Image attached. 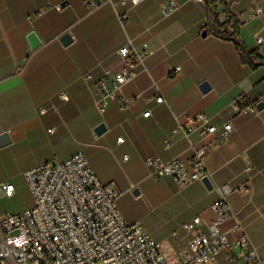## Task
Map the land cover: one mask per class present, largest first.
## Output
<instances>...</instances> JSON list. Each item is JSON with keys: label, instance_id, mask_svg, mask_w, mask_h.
<instances>
[{"label": "crops", "instance_id": "1", "mask_svg": "<svg viewBox=\"0 0 264 264\" xmlns=\"http://www.w3.org/2000/svg\"><path fill=\"white\" fill-rule=\"evenodd\" d=\"M88 2L97 8L88 10ZM256 7L264 11V0H232L228 10L240 24L245 50L263 55L264 13L254 17ZM205 23L201 0H142L136 6L130 0H0V135L9 138L0 148V161L24 173L81 153L103 185L112 186L94 163L143 175L133 187L151 178L144 166L148 158L178 160L190 168L192 148L183 130L194 128L197 115L215 126L230 123L229 137L204 159L212 189L201 182L179 186L174 195L179 211L169 238L153 239L142 229L158 245L182 248L190 237L182 225L195 217L211 222L216 187L226 185L234 218L221 228L227 232L238 223L264 264V68L252 71L241 64L234 45L208 34ZM31 34L38 41L34 49ZM65 34L68 46L60 42ZM123 46L143 61L100 116L97 83L123 69L117 55ZM122 98L132 102L122 105ZM241 98L253 113L235 107ZM101 124L106 131L97 137L94 130ZM244 186L246 193L239 191ZM223 256L214 263L225 264Z\"/></svg>", "mask_w": 264, "mask_h": 264}, {"label": "built area", "instance_id": "2", "mask_svg": "<svg viewBox=\"0 0 264 264\" xmlns=\"http://www.w3.org/2000/svg\"><path fill=\"white\" fill-rule=\"evenodd\" d=\"M141 1L130 0L133 6ZM222 3L229 8L232 0ZM84 6L91 11L97 8L93 2ZM263 13L256 7L253 16ZM117 55L123 69L97 83L95 104L100 116L106 113L110 102L117 100L120 88L137 76L143 61L129 46L121 47ZM61 98L67 100L65 94ZM119 102L128 105L132 99L122 98ZM156 103H162V99ZM235 107L254 111L242 98ZM149 114L143 117L148 118ZM192 122L193 129L183 130L192 148L190 168L178 160L148 158L144 166L152 179L170 178L178 186H188L207 177L204 159L229 137L232 125L215 126L203 114ZM191 135L196 139L189 140ZM23 178L33 205L20 214L0 217V264H212L222 254L225 264H262L238 223L227 232L221 228L234 218L227 202L231 190L226 185L216 187L219 198L210 208L212 221L204 223L195 217L182 225V231L190 237L182 248L173 251L167 244L153 242L140 224L125 222L116 206L119 192L99 182L81 153L31 168L23 173ZM14 190L11 183L0 182V197L11 198ZM239 191L246 193L248 188L244 186ZM172 239L178 241L179 237L173 234Z\"/></svg>", "mask_w": 264, "mask_h": 264}, {"label": "rangeland", "instance_id": "3", "mask_svg": "<svg viewBox=\"0 0 264 264\" xmlns=\"http://www.w3.org/2000/svg\"><path fill=\"white\" fill-rule=\"evenodd\" d=\"M94 167L119 192L116 206L126 223L140 224L153 239L171 236V227L179 211L176 205L178 199L174 197L178 194V185L167 179L144 178L131 187V183L142 179L143 175L138 176L137 172L134 175L125 174L119 167H105L99 163H94ZM0 182L11 183L15 188L11 198L0 197V217L17 215L32 207V198L22 172L11 171L0 161ZM134 190L138 192L137 196L133 194Z\"/></svg>", "mask_w": 264, "mask_h": 264}, {"label": "trees", "instance_id": "4", "mask_svg": "<svg viewBox=\"0 0 264 264\" xmlns=\"http://www.w3.org/2000/svg\"><path fill=\"white\" fill-rule=\"evenodd\" d=\"M206 7V23L203 27L208 34L234 45L241 64L254 71L264 68V54L257 52H247L238 38V28L240 24L231 16L228 7L220 3L222 13L225 16L223 23L218 19L217 0H201Z\"/></svg>", "mask_w": 264, "mask_h": 264}, {"label": "water", "instance_id": "5", "mask_svg": "<svg viewBox=\"0 0 264 264\" xmlns=\"http://www.w3.org/2000/svg\"><path fill=\"white\" fill-rule=\"evenodd\" d=\"M205 34H206V33L203 32V33H202V36L204 37ZM28 40H29V42H30V47H31L32 49H34L35 47L38 46V41L36 40V37L34 36V34H31V35L29 36V39H28ZM60 42L62 43L63 46H68V45L71 43V40H70V37H69L67 34H65V35L62 36V38L60 39ZM201 90H202V92H206V91H207V86H206L205 84H203V85L201 86ZM261 109H262V105L259 104V105L257 106V110H261ZM105 131H106V129H105L104 125L101 124V125H99V126H97V127L95 128V130H94V134H95L97 137H99V136H101L102 134H104ZM8 143H9L8 135H6V134H2V135H0V148L3 147V146H5V145H7ZM201 183H202V185L205 187L206 190L210 191V190L212 189V186H211V184H210V182H209V180H208L207 177L203 178L202 181H201ZM133 194H134L135 196H137V195H138V192L135 191V192H133Z\"/></svg>", "mask_w": 264, "mask_h": 264}, {"label": "snow or ice", "instance_id": "6", "mask_svg": "<svg viewBox=\"0 0 264 264\" xmlns=\"http://www.w3.org/2000/svg\"><path fill=\"white\" fill-rule=\"evenodd\" d=\"M9 191H11V188H9Z\"/></svg>", "mask_w": 264, "mask_h": 264}]
</instances>
